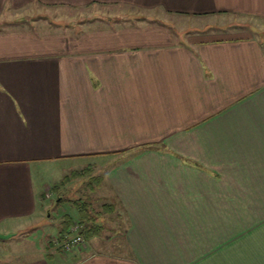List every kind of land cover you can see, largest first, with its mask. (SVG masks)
Here are the masks:
<instances>
[{"label":"crops","instance_id":"0c3cea01","mask_svg":"<svg viewBox=\"0 0 264 264\" xmlns=\"http://www.w3.org/2000/svg\"><path fill=\"white\" fill-rule=\"evenodd\" d=\"M66 8L92 14L31 18ZM230 24L264 31V0H0V232L17 239L0 264H264V39L209 33ZM86 161L97 184L54 201L76 211L21 235Z\"/></svg>","mask_w":264,"mask_h":264},{"label":"rangeland","instance_id":"374dc122","mask_svg":"<svg viewBox=\"0 0 264 264\" xmlns=\"http://www.w3.org/2000/svg\"><path fill=\"white\" fill-rule=\"evenodd\" d=\"M131 12L128 11V12L124 13V15H131ZM31 14H33V13H31ZM91 14H92V11H90V9H88V8L87 9H85V8H83V9L66 8L64 10H57L56 9L53 12L47 11V13L46 12L36 13L31 18L38 19V18H42V17L48 15V16H50L49 19L56 20L60 16V17H62L63 21L75 22L77 20L79 21L80 19H82L84 17L90 16ZM235 23L241 24V22H238V21ZM246 25L249 26L250 24H246ZM253 30L256 31V36H260L264 39V31L259 30L257 28L256 29L253 28ZM253 30L250 27H241V26L239 27V25L230 24V26L228 28H226V30L219 31L217 29H212L209 31V33L215 34L216 37H220L223 35H231V34L232 35L251 34ZM66 167H67L66 168L67 170L64 173H62L60 171V173H58L53 178L55 183L57 182L56 184H58V188L60 187V185L64 186L65 192L63 193V191H61V192L56 191L52 195L51 187L46 190V194H48L49 197H51L50 199L52 202V207L49 210H46V212L50 211L52 213L51 219H48V217H46L44 224L42 223V224L34 225V226L30 227L29 229L24 230L21 235H27V234L32 235V233H34L37 229H43L47 225L57 224L59 222V220L56 219L57 216H54L53 213L58 212V209L60 210V213L76 211V208L74 207V205L72 206V205H70V203L68 204L69 201H66V203L62 202V203L58 204V203H54L55 198L57 197V195H63L65 197H67V199H73V200L78 199L77 197L80 198L83 195V192L88 190V188H87L88 183L95 182L94 179L97 176H95V178H94V175H96V173H102V171L104 169L103 167L100 166L99 162L92 163L90 161L73 163V164L68 165ZM52 168H53V165L39 171L37 173V176L39 175V176L44 177V175H46L48 173L49 169H51V171H53ZM97 175H99V174H97ZM95 184H97V183L95 182ZM58 188H57V190H58ZM93 195H94V193H93ZM64 199H66V198H64ZM81 199L82 198L78 199V201ZM72 202H74V201H72ZM57 206H58V208H57ZM71 207H74V209L70 211ZM63 220H65V218ZM114 224H115V227L118 228L117 223H114ZM60 228L62 231L63 225ZM66 233L69 235L76 234L74 228H72V227H70ZM19 239H24V238H23V236H20ZM27 241H30V240L28 239ZM83 241H84V239H83ZM19 242H23V241L19 240ZM0 243L5 244V245H10V244L16 245L17 239L14 236L9 237V238H0ZM24 243H27V242H24ZM68 250H70V249H68ZM1 252H3V251L0 249V253Z\"/></svg>","mask_w":264,"mask_h":264},{"label":"built area","instance_id":"2783aa9c","mask_svg":"<svg viewBox=\"0 0 264 264\" xmlns=\"http://www.w3.org/2000/svg\"><path fill=\"white\" fill-rule=\"evenodd\" d=\"M82 241L83 237L79 233H76L74 235H69L66 233L64 234L62 240L59 241V244L65 249H70L71 247L80 244Z\"/></svg>","mask_w":264,"mask_h":264},{"label":"trees","instance_id":"16d2710c","mask_svg":"<svg viewBox=\"0 0 264 264\" xmlns=\"http://www.w3.org/2000/svg\"><path fill=\"white\" fill-rule=\"evenodd\" d=\"M72 217H69V216H65V220H64V223H63V229L62 231L59 233L60 235H64L66 234V232L69 230V228L73 225L72 223Z\"/></svg>","mask_w":264,"mask_h":264},{"label":"water","instance_id":"95a60500","mask_svg":"<svg viewBox=\"0 0 264 264\" xmlns=\"http://www.w3.org/2000/svg\"><path fill=\"white\" fill-rule=\"evenodd\" d=\"M14 233H1L0 232V238H9L13 235Z\"/></svg>","mask_w":264,"mask_h":264}]
</instances>
